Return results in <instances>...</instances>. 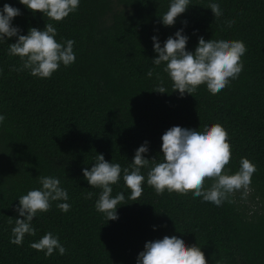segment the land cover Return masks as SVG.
Listing matches in <instances>:
<instances>
[{"label": "trees", "instance_id": "obj_1", "mask_svg": "<svg viewBox=\"0 0 264 264\" xmlns=\"http://www.w3.org/2000/svg\"><path fill=\"white\" fill-rule=\"evenodd\" d=\"M170 2L80 0L75 12L56 22L19 0H0V9L8 3L20 10L12 21L20 34L51 23L57 42L75 41L76 57L51 78H39L12 70L22 65L9 55L17 37L0 40V115L6 117L0 124V264H137L145 243L165 235L198 244L207 264L221 258L224 264H264V0H190L175 24L165 26L160 16ZM212 2L223 10L218 19L208 8ZM231 20L235 23L228 27ZM180 29L193 52L201 36L243 41L247 51L239 77L216 95L206 85L194 96L173 91L166 65L152 63L158 55L152 37L163 46ZM156 73L166 93L154 91ZM215 123L229 134L231 173L239 170L242 157L256 165L250 197L238 191L230 197L235 203L216 206L191 192L157 195L145 180L142 196L132 201L121 174L112 185V196L123 192L127 201L118 206V219L107 221L96 210L102 190L91 187L82 170L91 169L97 154L130 168L135 151L147 141L146 158L162 161L161 137L168 129L203 131ZM148 170L141 169L145 177ZM39 176L59 178L71 209L62 212L56 205L64 201L53 202L33 219L36 235L12 244L15 219H22L15 211L19 197L41 187ZM88 192L94 193L91 199ZM47 232L59 237L64 255L56 250L46 257L30 247Z\"/></svg>", "mask_w": 264, "mask_h": 264}, {"label": "clouds", "instance_id": "obj_2", "mask_svg": "<svg viewBox=\"0 0 264 264\" xmlns=\"http://www.w3.org/2000/svg\"><path fill=\"white\" fill-rule=\"evenodd\" d=\"M19 2L33 13L40 12L56 22L75 12L80 4V0ZM189 5L190 0H171L167 12L160 16L163 25L173 26L177 17L185 13ZM208 8L217 19L223 15L219 3L212 2ZM19 15L20 10L8 3L0 9V40L17 37L15 43L9 44V55L18 56L22 65L20 68H13V71L28 70L32 76L51 78L61 64L67 67L75 62L74 40L57 42V29L51 23H47L43 30L33 27L28 30L27 35H22L21 30L12 24L13 19ZM184 23L186 25L187 22ZM226 23L231 27L235 21ZM152 40L154 52L158 54L152 59V63L156 66L166 65L163 72L171 79L173 91H178L181 97L186 93L193 95L201 85H206L207 90L216 95L229 86L232 80L237 79L244 69L241 58L247 47L241 40L206 41L201 36L194 52L187 50L189 37L183 34V29L178 30L174 36H169L163 46L156 36ZM153 74L152 69L147 72L148 77ZM156 78L159 84L154 91L166 93L163 77L156 73ZM5 119L4 115H0V124ZM161 139L162 161L146 158L145 154L149 149L148 142L145 141L135 151L130 168H122L119 163H110L103 154H97L91 169L82 170L89 185L102 190L95 208L106 215L107 221L117 220L118 206L127 204L123 192L112 196V185L120 181L121 174L131 192L128 199L132 201H137L142 196L145 180L157 195H163L165 190L180 195L191 192L194 198L201 197L203 201L216 206H221L225 201L235 203L230 197L238 191H242V198L247 197L251 190V178L257 168L245 157L240 159L239 170L234 174L226 167L231 161L232 146L228 131L223 125H205L203 131L173 126ZM143 168L149 169L146 177L141 172ZM38 180L41 185L39 189L30 190L19 197V205L15 211L22 219H15L13 238L10 240L12 244L21 245L26 235H36L33 219L38 213L48 212L53 202L64 201L56 205L62 212L71 209V205L67 203L68 192L60 186L59 178L39 176ZM207 180L212 183L206 188ZM93 195L94 193L88 192L86 199H91ZM9 223H12L11 219ZM30 247L43 251L46 257H51L56 250L60 255L67 251L59 237L52 232H47L37 242L30 243ZM137 264H207V260L198 244L187 245L182 237L165 235L162 239L145 243L144 250L138 254ZM215 264H224L223 258L216 260Z\"/></svg>", "mask_w": 264, "mask_h": 264}, {"label": "rangeland", "instance_id": "obj_3", "mask_svg": "<svg viewBox=\"0 0 264 264\" xmlns=\"http://www.w3.org/2000/svg\"><path fill=\"white\" fill-rule=\"evenodd\" d=\"M248 197H250V192L248 193V195H247Z\"/></svg>", "mask_w": 264, "mask_h": 264}]
</instances>
